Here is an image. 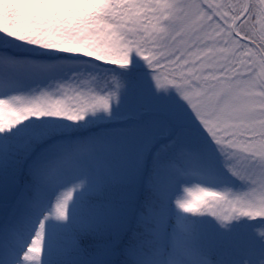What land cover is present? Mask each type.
<instances>
[{"label":"snow or ice","instance_id":"6c2138e0","mask_svg":"<svg viewBox=\"0 0 264 264\" xmlns=\"http://www.w3.org/2000/svg\"><path fill=\"white\" fill-rule=\"evenodd\" d=\"M245 219L264 224V0L0 5V264H264Z\"/></svg>","mask_w":264,"mask_h":264},{"label":"trees","instance_id":"16d2710c","mask_svg":"<svg viewBox=\"0 0 264 264\" xmlns=\"http://www.w3.org/2000/svg\"><path fill=\"white\" fill-rule=\"evenodd\" d=\"M5 2V0H0V5H2ZM144 72H147L148 69L144 68ZM171 95L176 96L175 92L173 91ZM142 106V99L135 91L134 87H131L129 89V92L125 96L124 104L121 109H118V114L124 113L126 114L130 110L138 109ZM124 126V122L120 120L116 121H106L104 123V127L100 129V131H115L119 128ZM96 131V130H93ZM84 134H90V133H84ZM113 165L114 167L119 170L123 167V160L121 159L119 154L114 155L113 157ZM164 173H161L159 176V181L162 182V177L164 176ZM238 184V182H236ZM122 188L120 186H116L112 189L110 200L112 202V206L115 211V215L110 222V228L120 230V235H124V230H135L136 224L134 216L130 213L129 208H127L122 200ZM137 199L134 203V206H139V204L142 202V198L146 195L143 188L140 187L136 190ZM198 220L201 223L207 224L209 231H215L213 225L214 221L212 217H199ZM238 225V231H241L243 234H245L248 237H254L256 235V229L264 228V224L257 223L256 221H248L243 220L240 222H236ZM109 235L105 233L101 239H108ZM95 245H90V248H94ZM114 264H126L124 257L118 256L114 260ZM223 264H232V258L225 255L223 258Z\"/></svg>","mask_w":264,"mask_h":264},{"label":"rangeland","instance_id":"374dc122","mask_svg":"<svg viewBox=\"0 0 264 264\" xmlns=\"http://www.w3.org/2000/svg\"><path fill=\"white\" fill-rule=\"evenodd\" d=\"M161 179H162V182L164 183L167 180V176L164 175Z\"/></svg>","mask_w":264,"mask_h":264}]
</instances>
